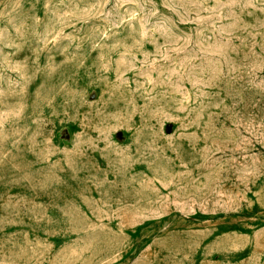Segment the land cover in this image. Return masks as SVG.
Segmentation results:
<instances>
[{
    "label": "rangeland",
    "instance_id": "obj_1",
    "mask_svg": "<svg viewBox=\"0 0 264 264\" xmlns=\"http://www.w3.org/2000/svg\"><path fill=\"white\" fill-rule=\"evenodd\" d=\"M0 264H264V0H0Z\"/></svg>",
    "mask_w": 264,
    "mask_h": 264
}]
</instances>
